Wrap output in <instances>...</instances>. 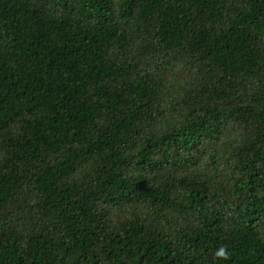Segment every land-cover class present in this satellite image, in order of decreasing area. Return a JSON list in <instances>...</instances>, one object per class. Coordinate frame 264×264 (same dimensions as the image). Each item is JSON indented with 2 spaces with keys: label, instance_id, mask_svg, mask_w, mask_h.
Returning a JSON list of instances; mask_svg holds the SVG:
<instances>
[{
  "label": "trees",
  "instance_id": "obj_1",
  "mask_svg": "<svg viewBox=\"0 0 264 264\" xmlns=\"http://www.w3.org/2000/svg\"><path fill=\"white\" fill-rule=\"evenodd\" d=\"M0 264H264V0H0Z\"/></svg>",
  "mask_w": 264,
  "mask_h": 264
},
{
  "label": "clouds",
  "instance_id": "obj_2",
  "mask_svg": "<svg viewBox=\"0 0 264 264\" xmlns=\"http://www.w3.org/2000/svg\"><path fill=\"white\" fill-rule=\"evenodd\" d=\"M223 253H221V255H222Z\"/></svg>",
  "mask_w": 264,
  "mask_h": 264
}]
</instances>
